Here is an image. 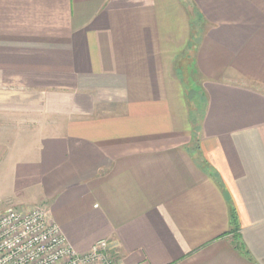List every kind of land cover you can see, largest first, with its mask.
Wrapping results in <instances>:
<instances>
[{
  "label": "crops",
  "instance_id": "crops-1",
  "mask_svg": "<svg viewBox=\"0 0 264 264\" xmlns=\"http://www.w3.org/2000/svg\"><path fill=\"white\" fill-rule=\"evenodd\" d=\"M39 203L78 253L264 264V0H0V214Z\"/></svg>",
  "mask_w": 264,
  "mask_h": 264
},
{
  "label": "built area",
  "instance_id": "built-area-1",
  "mask_svg": "<svg viewBox=\"0 0 264 264\" xmlns=\"http://www.w3.org/2000/svg\"><path fill=\"white\" fill-rule=\"evenodd\" d=\"M114 248L101 239L90 251L78 253L43 203L0 214V264H121Z\"/></svg>",
  "mask_w": 264,
  "mask_h": 264
},
{
  "label": "rangeland",
  "instance_id": "rangeland-1",
  "mask_svg": "<svg viewBox=\"0 0 264 264\" xmlns=\"http://www.w3.org/2000/svg\"><path fill=\"white\" fill-rule=\"evenodd\" d=\"M196 22H195V20H194V28H193V30H194V35L196 34ZM193 43V42H192ZM194 48H195V45L194 44H192V48H191V53L189 54V55H191L192 56V59H193V57H194ZM195 84L193 83V82H191V85H190V89L189 90H195ZM196 92H194V91H192L191 92V97H192V99H191V102H193V104H194V106H193V111H194V120H198L197 122H199V120H200V118H201V116H202V113H203V111H204V109H205V106H206V104H205V100H204V98L203 97H201L200 95H196L195 94ZM195 95V96H194Z\"/></svg>",
  "mask_w": 264,
  "mask_h": 264
},
{
  "label": "trees",
  "instance_id": "trees-1",
  "mask_svg": "<svg viewBox=\"0 0 264 264\" xmlns=\"http://www.w3.org/2000/svg\"><path fill=\"white\" fill-rule=\"evenodd\" d=\"M192 47V46H191ZM234 219H235V215H234Z\"/></svg>",
  "mask_w": 264,
  "mask_h": 264
}]
</instances>
